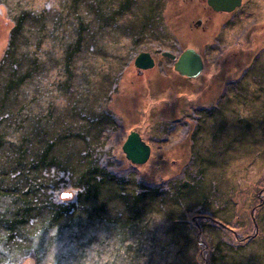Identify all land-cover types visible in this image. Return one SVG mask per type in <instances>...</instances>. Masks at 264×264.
<instances>
[{"label":"rangeland","instance_id":"374dc122","mask_svg":"<svg viewBox=\"0 0 264 264\" xmlns=\"http://www.w3.org/2000/svg\"><path fill=\"white\" fill-rule=\"evenodd\" d=\"M76 1L0 0V90L23 72L22 63L18 75L10 69L13 59L36 51L42 63L22 88L28 103L16 100L0 114V210L19 218L15 196L25 186L15 173L48 146L56 160L40 167L31 201L69 204L91 162L119 176L127 194L153 199L142 236L118 243L112 225L93 221L88 203H76L45 236L52 244L39 264H264V1L254 11L212 16L206 31L195 22L205 16L200 6L187 0H131L118 10L120 0ZM102 8L111 20L95 17ZM20 14L23 28L9 50ZM80 21L95 34L68 61ZM187 48L202 62L194 78L161 56ZM142 52L153 68L133 65ZM75 110L102 115L103 132L76 138L89 126ZM131 131L150 146L143 165L121 151ZM123 207L114 203L107 215ZM39 222L23 225L21 242ZM5 232L0 227V237ZM34 263L32 254L22 261Z\"/></svg>","mask_w":264,"mask_h":264},{"label":"trees","instance_id":"16d2710c","mask_svg":"<svg viewBox=\"0 0 264 264\" xmlns=\"http://www.w3.org/2000/svg\"><path fill=\"white\" fill-rule=\"evenodd\" d=\"M107 1H105L104 3H107ZM130 4L131 0H120L119 4L115 8L118 7L117 10L120 8H126L129 7ZM76 5L77 7L81 6V3L77 0ZM102 10L104 11V15L95 13V17L98 18V20H101L102 18L104 20H111V18L108 17V15H110L107 13L108 11L104 8H102ZM117 10L111 11V14L114 18L117 17ZM104 20H102L100 23H102ZM143 20L148 19L146 17ZM80 22L81 23L79 30H77L79 33L77 34L74 43L70 44V46L68 47L66 53V58L68 61H70V59L75 55V53H78L80 49H89L90 45L88 42L92 41V38L95 34H90V27L87 22ZM109 23L110 22H108L107 24ZM142 23L144 22L142 21ZM23 24L24 16L20 14L15 20L13 28L10 30V34L11 32L13 34L8 43L9 50L10 47L11 49H13L12 46L14 45L15 34L22 31ZM143 25L144 24H142L139 29V31L141 32H143L145 28ZM6 51H8V49ZM35 53L36 51L33 53L31 51L23 53L24 55L20 56L19 58H22L24 61H20L21 59L12 60V68L10 69H12L15 75H18L17 68L21 66V63L24 64L25 67L23 69V72L19 76H17V78L10 80L6 84V86L0 90V114L6 107H8L7 105H12V103L16 100L20 102H23L25 100L28 103L26 99L21 98V94H23L25 91V89L22 88L26 84V81L32 76L35 69L39 70V68L42 67V63L40 60H38L39 58ZM6 62L7 59L3 63H1V66L6 65ZM68 75L72 77L71 73H69ZM67 80H71V78H67ZM90 114L91 113H88V115ZM73 115L77 117L79 116L80 118L82 117L84 120H86L87 127L89 126L88 129L77 131L79 134H76V138H80L85 141V139H89V133L92 134V131L96 133L97 130L100 133L103 132L104 129L100 131L101 123L98 121L102 117V115L94 118L92 116H85L78 110H75L73 112ZM197 120L198 119L196 118V121ZM0 124H2V118L0 119ZM63 133H66V131L64 130ZM51 153L52 149L48 146H45L37 156V158H35L36 160H33L31 162L28 161L27 165H24L15 173V175L17 176L16 179H22L20 180V182H22L23 186L25 187H21L25 189V192L21 191L20 194L18 193L15 196L16 203L20 204L17 207L18 211H16V214L19 216V218L15 217L9 219L8 216H6L4 212H2L3 210H0V227H3L6 231L4 236L0 237V247H3V249L0 250V264H16L15 261L17 256H20V258L22 259L20 263L17 264H22L23 258L28 259L30 257V254H32L33 256L35 262L34 264H39L43 258L44 253L49 250L52 244V241L46 243L45 236L51 231V229L56 227L58 219L61 216H64L69 209L73 210L72 208L76 207L75 204L80 202L88 203L90 210L91 208L93 209L94 212L91 213V218L93 221H102L101 223L103 224L112 225L111 228H114L116 232V238L114 239L117 241V243L121 242L122 240V242H125L124 240L126 238H128L129 240L131 236L134 235L133 233L136 234V232L137 234L142 236L140 231L145 230L142 228L146 226V223L149 222L147 220V216L149 210H151L149 203L152 201L153 196H147L145 193L127 194L125 192V188L119 182V176L114 175L111 172H103V169L100 167V165H96L93 162L89 163L88 167H85L80 171V174L76 179V183H74V185L80 186L78 183H81L82 186L78 189V191L76 190L74 200L69 204H58L50 202L47 205H42L40 200L36 202L34 200L31 201L30 199H36V184H40V180L38 177L40 167H43L45 163L48 164V162L52 164L56 160V157L54 155L51 156ZM201 159L202 158H198L197 161L199 162L201 161ZM200 170L204 171V169L202 168H200ZM105 192L108 193V196L106 197L104 196ZM187 196L193 199L197 198L198 194L192 193L187 194ZM119 201L120 203L123 202L125 208L123 207V210L120 212H114L113 214L110 212V215H107L108 208ZM48 209H50L49 215L44 218L42 216V213L47 211ZM114 209L116 211V208ZM32 219H39L40 222L37 225L32 224V230L30 231L31 233H29V238H27L26 240L27 242H21L20 239L22 238V234L20 229L23 228V225L27 224V226H29ZM172 229L176 231L177 228L172 227ZM179 233L182 234L181 232ZM135 237H137V235H135ZM18 238L19 240H17ZM216 249L219 250V245L216 246ZM221 262H223V260H219L217 263L221 264Z\"/></svg>","mask_w":264,"mask_h":264},{"label":"water","instance_id":"95a60500","mask_svg":"<svg viewBox=\"0 0 264 264\" xmlns=\"http://www.w3.org/2000/svg\"><path fill=\"white\" fill-rule=\"evenodd\" d=\"M207 4L214 11L230 12L239 6L240 0H207ZM200 25V21H196ZM161 56L173 61V69L183 77L194 78L202 68L200 56L192 48L185 49L178 57L162 52ZM133 65L139 70L153 68L154 60L149 53H139L134 59ZM125 158L134 165H143L150 155V147L140 137V135L131 131L121 146Z\"/></svg>","mask_w":264,"mask_h":264},{"label":"flooded vegetation","instance_id":"af4514ba","mask_svg":"<svg viewBox=\"0 0 264 264\" xmlns=\"http://www.w3.org/2000/svg\"><path fill=\"white\" fill-rule=\"evenodd\" d=\"M260 1H264V0H240V4L238 7H236L235 9L232 10L231 13H228L229 15H235L239 12H242L244 10H256L254 7L256 6V3L259 4L258 2ZM186 3H197L201 10H202V14L205 15L204 18L202 17V19H196V21H200V24H201V21L202 23L204 24L203 27H201L202 31H206L209 27V24H210V18L212 16H217L221 13V15L223 14H227V12H224V11H214L208 4H207V0H187ZM248 5V6H247ZM207 20V21H206ZM201 26V25H200ZM197 27V25H196ZM199 27V26H198ZM204 29V30H203ZM178 57V56H176ZM155 64V63H154Z\"/></svg>","mask_w":264,"mask_h":264}]
</instances>
